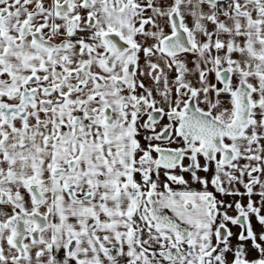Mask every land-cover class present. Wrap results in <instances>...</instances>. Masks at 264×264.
Here are the masks:
<instances>
[{
    "label": "snow or ice",
    "instance_id": "6c2138e0",
    "mask_svg": "<svg viewBox=\"0 0 264 264\" xmlns=\"http://www.w3.org/2000/svg\"><path fill=\"white\" fill-rule=\"evenodd\" d=\"M0 264H264V0H0Z\"/></svg>",
    "mask_w": 264,
    "mask_h": 264
}]
</instances>
